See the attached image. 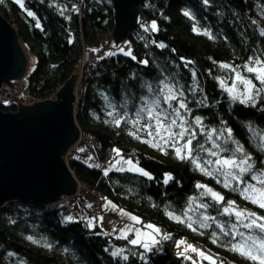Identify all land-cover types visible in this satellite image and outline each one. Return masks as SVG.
I'll list each match as a JSON object with an SVG mask.
<instances>
[{"label":"trees","instance_id":"16d2710c","mask_svg":"<svg viewBox=\"0 0 264 264\" xmlns=\"http://www.w3.org/2000/svg\"><path fill=\"white\" fill-rule=\"evenodd\" d=\"M22 5L17 0H0V13L14 28L20 46L33 56L34 65L26 73L24 88L22 85L28 94L17 91V97L2 110L15 112L26 98L29 104L50 99L78 74L83 50H98L93 51L98 55L81 73L75 113L78 130L93 136L89 155L96 161L111 164L118 158L113 150L118 149L123 158L136 162L151 178L112 169L105 175V171L86 164L82 156H74L70 166L76 181L88 184L104 201L139 217L143 222L139 226L152 224L158 228L160 234L153 236L160 243L155 246L158 252H145L128 242L131 235L126 240L118 236L119 232H104L94 221L90 226L87 221L97 212L92 208L91 195L83 191L68 202L56 201L50 206L29 202L4 205L0 209V264H193V259L211 264L190 249L183 256L177 255L176 240L211 255L216 264H253L229 250L227 237L221 235L218 243L212 242V232L219 233L214 222L208 221V228L200 227L202 214L223 222L229 217L220 215L223 205L202 196L204 190L196 185H207L223 195L225 202L233 200L258 215H264V210L202 174L190 161L178 159L170 148L161 151L136 139L130 135L127 122L117 127L108 113L113 111L109 106L112 104L119 115L126 112L130 120L143 105L142 97L152 99L148 85L155 90L161 80L178 82L191 110L182 114L197 133L193 146L199 142L210 147L194 124L199 116L206 130L231 128L233 138L252 156L255 169H264V151L249 131L251 125L264 134V92L253 107L231 100L220 86L221 80L229 85L234 77L222 64L249 75L243 71L248 58L259 56L264 60V36L260 34L264 19L257 14L260 7L264 10V0H144L134 28L123 42L109 50L105 47L111 42L113 27L111 0H22ZM29 11L33 16H28ZM153 21L158 30L145 31L142 25ZM102 38L108 39L106 44ZM121 48L130 49L131 55L121 53ZM107 52L116 54L106 56ZM101 56L104 58L99 59ZM144 60L146 65L140 63ZM253 82L261 87L258 81ZM166 177H170L167 183ZM193 197L189 216L196 221L193 227L197 231L187 226L186 217H182L185 223H179L168 216L169 212L182 216ZM200 203L209 207L198 208ZM164 234L170 239H163ZM118 249H123L127 260L112 256Z\"/></svg>","mask_w":264,"mask_h":264},{"label":"snow or ice","instance_id":"6c2138e0","mask_svg":"<svg viewBox=\"0 0 264 264\" xmlns=\"http://www.w3.org/2000/svg\"><path fill=\"white\" fill-rule=\"evenodd\" d=\"M17 2L23 6L22 0H17ZM204 2L208 3V0H204ZM27 14L28 16H33L31 11ZM184 14L189 15L188 12ZM142 27L145 31L149 29L152 31L158 30L155 21L148 26L142 25ZM260 34L264 36V29L261 30ZM158 46L161 48L165 47L163 44ZM93 51L98 50L94 49ZM119 51L126 56L131 55L130 49L125 51L121 48ZM115 54L114 52L105 53L106 56ZM103 58V56L99 57V59ZM132 59L136 58L132 56ZM140 63L146 65L148 62L144 60L140 61ZM221 67L231 69L234 73L230 87L223 80L220 81V86L228 93L230 99L245 104L246 106L251 104L255 107L256 98L264 92V60L260 59L259 56L255 58L249 57L243 65V71L249 75L241 74L237 68L228 64H222ZM195 75V72H193L192 76L194 81ZM254 80L258 81L261 87H257V84L253 82ZM147 90L152 94V99L148 100L142 97L141 99L144 100V103L135 110V119L130 121L127 119L126 112L121 116L116 111L115 105L110 104L109 106L112 107L113 111H110L108 115L113 116V123L119 127L122 122H129L137 128V131H140V121L141 119H146L147 122L143 125V129L147 131L148 139L142 140L143 143H147L161 151H164L165 148H170L178 159L190 161L202 174L214 178L217 183H222L226 189L239 192L242 199L264 210V169H255L252 156L246 152L244 146L239 141L233 138L232 129L222 128L217 130L213 128L206 130L203 126L202 118L197 116L195 117L194 124L200 129L201 135L205 136V143L209 144L210 147H205L204 143L199 142L194 147L193 141L197 140L196 129L189 125L185 116L182 114V111L184 113H190L191 111L183 99V88L178 86V82H165L161 80L159 88L154 90L152 85H148ZM191 90L193 93L196 91L195 87ZM161 101L165 107L161 106ZM173 102H175V106H173ZM198 103L203 104V101H198ZM249 131L254 141L259 140L258 148L264 151V134L258 132L251 125H249ZM130 135H133L136 139H140L134 132L130 133ZM229 144L232 146L229 147ZM80 151H83V149H80ZM113 151L120 159L115 160V163L111 164V168H115L117 171H134L151 178L147 172L137 167L131 159L124 160L118 149H114ZM201 153H203V156H201ZM117 164H121L122 166L117 168ZM123 165H127V169ZM96 167H99V165H96ZM111 168L105 170V175L108 174ZM169 179L170 177H166L164 182L167 183ZM196 187L197 189L204 190L201 193L202 196L206 195L217 205H223L219 214L229 217L227 222H223L219 221L215 216L202 214L201 219L198 221L200 227L208 228L210 225L207 222L212 221L216 224V228L219 229V233L212 232V242L214 244L218 243L221 235L227 237L230 251L253 262V264H264V215H258L254 211L242 208L233 200L225 202L223 195L207 185L198 183ZM194 201L195 197L190 198L189 208L182 213V216H178L174 212H169V218L179 223H185L182 217H186L188 221L187 226L192 231H197L193 227V223H196V221H193L192 217L189 216V212L192 211L191 204ZM109 204L111 202H106L104 207H107ZM112 207L115 208L116 206L112 205ZM197 207L206 210L209 205L200 203L197 204ZM120 214L128 217L134 224L143 223L139 217L130 215L122 209L120 210ZM66 220L71 221L72 217H67ZM144 227L151 231L145 233L144 229H134L131 226L125 225L124 228L120 229V238L128 240V234L133 233L134 238L128 240V242L133 246L143 248L145 252L151 251V246L149 243L144 242L142 237L147 235L152 241V246H154L159 244L160 241L156 240L153 233L159 235L160 230L152 224H147ZM162 238L167 240L170 239V236L164 234ZM28 239L32 240V237H28ZM183 243H185L183 240L177 241V247ZM47 246L50 247V245ZM189 249L192 252H196L201 258L209 260L211 264H216V261L213 260L211 255L198 250L192 244L188 245L185 252ZM122 253L123 249H118L112 252V256H120L122 259L127 260L128 256L122 255ZM177 255L183 256L184 253L178 252ZM143 258L142 253L141 259ZM185 258L192 259L190 256H185ZM193 264H197V262L193 260ZM221 264H225V262H221Z\"/></svg>","mask_w":264,"mask_h":264},{"label":"water","instance_id":"95a60500","mask_svg":"<svg viewBox=\"0 0 264 264\" xmlns=\"http://www.w3.org/2000/svg\"><path fill=\"white\" fill-rule=\"evenodd\" d=\"M143 1L111 0L115 45L136 25ZM25 65L16 32L0 13V87L22 78ZM75 76L58 89L55 100L18 104L15 112L3 111L0 104V209L11 202L49 204L74 194L76 181L62 155L78 136Z\"/></svg>","mask_w":264,"mask_h":264},{"label":"rangeland","instance_id":"374dc122","mask_svg":"<svg viewBox=\"0 0 264 264\" xmlns=\"http://www.w3.org/2000/svg\"><path fill=\"white\" fill-rule=\"evenodd\" d=\"M257 14L262 18V19H264V10L260 7L259 9H258V11H257ZM107 41H108V39H106V38H102V40H101V42L103 43V44H106L107 43ZM112 47H113V42H108L107 43V46L105 47V49L106 50H109V49H112ZM22 48V47H21ZM23 49V48H22ZM23 52H24V54H25V61H26V65H25V75L22 77V81H20V84L21 85H23V83H24V79H25V76H26V73L27 72H29L30 70H31V68L33 67V65H34V58H33V56L29 53V51L28 50H26V49H23ZM102 53V52H101ZM95 55H98V54H95ZM84 75H87V74H84ZM82 74H81V68H79V70H78V74L75 76L76 77V79H75V85L76 84H78L79 82L81 83V81H82ZM233 80V79H232ZM232 80H231V83L228 85L229 87L231 86V84H232ZM12 90H14V89H12ZM21 90V89H20ZM73 94H74V97H75V86H74V92H73ZM15 95V94H14ZM12 102V101H11ZM29 102H30V100L28 99V98H26L25 99V101H24V103L27 105H29ZM74 102V101H73ZM10 104V103H9ZM8 104V105H9ZM161 106L162 107H165L164 105H163V102L161 101ZM174 106V105H173ZM75 113H76V110L74 109L73 110V119H74V121H75V123H76V120H75ZM132 119H135V115H134V117L132 118ZM132 119H130V120H132ZM129 120V121H130ZM147 121H146V119H141V121H140V125H139V127H140V131H137V128L136 127H134L131 123H129V122H127V125L129 126V128H130V131H131V133H136V135L137 136H139L140 137V139L141 140H145V139H148V136H147V131L146 130H144L143 129V125L146 123ZM77 125V124H76ZM91 138H90V141L88 142V143H86L85 144V146H83V148H81V149H83V151H87V155H81L82 157H84L83 158V160H84V162L86 163V164H88V165H90V166H95L96 167V165H99V167H97V168H99V169H101V170H103V171H105L106 169H110L111 168V164L112 163H115V160H118V159H120L119 157L118 158H116L111 164H106V163H100V162H98V161H96L95 159H94V157L92 156V155H89L90 154V151H91V146L93 145V143H94V138H93V136L91 135L90 136ZM154 148V147H153ZM155 149H158V148H155ZM89 155V156H88ZM89 157H91V159H89ZM124 160H128V158H124ZM133 161V160H132ZM63 163H64V160H63ZM133 163L134 164H136V166L137 167H139V168H141L136 162H134L133 161ZM65 164V163H64ZM122 165L121 164H117L116 165V167L117 168H119V167H121ZM123 167L125 168V169H127V165H123ZM66 168H68L67 166H66ZM112 170H116L115 168H111ZM142 169V168H141ZM67 170H69V169H67ZM117 171V170H116ZM127 171V170H126ZM69 172L70 173H72L70 170H69ZM130 172H134V171H130ZM134 173H137V172H134ZM139 174V173H138ZM82 183V182H81ZM87 186H88V184H86ZM79 192H74V194H72V195H62V196H60V198L57 200V201H60V202H63V201H65V200H67V202H68V199L70 198V197H73V196H75L76 194H78ZM56 202V201H55ZM55 202H53V203H55ZM106 202H110V201H107V200H105L104 201V205L106 204ZM53 203H49V204H42V205H44V206H50L51 204H53ZM40 204V203H39ZM104 205H103V207H102V209H100V210H94L95 212H97L96 213V217H94V218H89V221H87L88 222V224L90 225V226H92V224H93V221L95 222V224H97V225H99L101 228H102V230L104 231V232H106V233H112L113 235H116L117 234V232H119L118 233V236H120V229H122V228H124L125 227V225H128V226H131L132 228H141V226H139L138 224H134L133 223V221H131L128 217H126V216H122L121 214H120V209H118L117 207H115V208H113L112 207V205H114L113 203H111V204H109L107 207H104ZM126 212V211H125ZM128 213V212H127ZM130 214V213H129ZM130 215H132V214H130ZM102 217V219H100ZM88 220V219H87ZM124 224V225H123ZM114 228H116L115 229V231H113V229ZM142 229V228H141ZM149 231H151V230H149V229H144V232L145 233H147V232H149ZM128 235H131V237H132V239L134 238V234L133 233H129ZM142 240L144 241V242H146V243H149V245L152 243V241L149 239V237L147 236V235H144L143 237H142ZM177 241H181V240H176V242H175V244H174V252L177 254L178 252H183L184 254H187V252H185V249L186 248H188V246L185 244V243H183V244H180V246L179 247H177ZM193 260H195L196 262H197V264H199V261H197L196 259H193Z\"/></svg>","mask_w":264,"mask_h":264},{"label":"built area","instance_id":"2783aa9c","mask_svg":"<svg viewBox=\"0 0 264 264\" xmlns=\"http://www.w3.org/2000/svg\"><path fill=\"white\" fill-rule=\"evenodd\" d=\"M96 58V55L91 50H83L82 58L80 61V68L81 73L83 69L85 68V65L92 62ZM80 85V82L75 85V97L73 102V110H76V102L78 99V86ZM14 89V90H12ZM21 89V90H20ZM20 94H28L26 90L22 88V85L20 82L13 83L11 85H7V83H4L0 87V104L2 106H7L12 99L14 98L15 93ZM51 100H55V95H52ZM91 135L88 133H84L81 130H78V136L77 139L66 149V151L62 155V161L64 160L65 165H70V161L74 156H81V155H87V151H80L83 146H85L86 143L90 141ZM72 172V171H71ZM75 179V177H74ZM76 181V179H75ZM76 192H83L90 194L92 197V200L96 205H93L94 210H100L103 206V200L102 197L98 192L92 191L86 184H83L79 181H76ZM67 202V200L63 201Z\"/></svg>","mask_w":264,"mask_h":264},{"label":"bare ground","instance_id":"6f19581e","mask_svg":"<svg viewBox=\"0 0 264 264\" xmlns=\"http://www.w3.org/2000/svg\"><path fill=\"white\" fill-rule=\"evenodd\" d=\"M23 88H24V85H23ZM54 95H55V94H54ZM48 100H51V98H50V99H48ZM64 165H65V164H64ZM65 166H67V167H68L67 169H69L70 171H72V169H71V166H70V165H65ZM69 170H68V171H69ZM70 174H71V176H72L73 178L75 177V176H74V173H73V171H72V173H70ZM102 200H103V199H102ZM92 202H93V201H92ZM103 204H104V200H103ZM93 205H96V203H94V202H93ZM92 208H93V207H92ZM141 228H142V229H145V227H144V226H141ZM150 246H151V251H152L153 253H154V252H158V250L155 248V246H156V245L152 246V243H151V244H150ZM152 247H154L155 249H154V248H152ZM151 251H150V252H151Z\"/></svg>","mask_w":264,"mask_h":264}]
</instances>
